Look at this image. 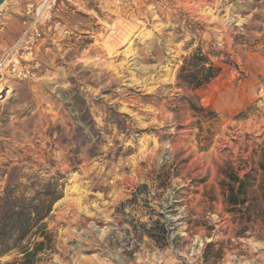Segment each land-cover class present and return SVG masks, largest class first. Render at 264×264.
<instances>
[{
    "label": "rangeland",
    "instance_id": "rangeland-1",
    "mask_svg": "<svg viewBox=\"0 0 264 264\" xmlns=\"http://www.w3.org/2000/svg\"><path fill=\"white\" fill-rule=\"evenodd\" d=\"M38 1L0 8V62ZM51 25L0 73V210L57 198L38 264H264V0H58ZM195 53L221 69L198 89Z\"/></svg>",
    "mask_w": 264,
    "mask_h": 264
},
{
    "label": "trees",
    "instance_id": "trees-1",
    "mask_svg": "<svg viewBox=\"0 0 264 264\" xmlns=\"http://www.w3.org/2000/svg\"><path fill=\"white\" fill-rule=\"evenodd\" d=\"M220 71L221 69L211 63L205 55L195 53L182 66L179 78L188 87L198 89L208 84ZM260 170L264 173L263 163L260 164ZM235 179L239 183V192H242L245 180L239 177ZM50 195L53 193L45 194L46 197ZM45 196H14L6 201L7 204L0 210V257L16 250L22 256L14 263L38 264L39 254L45 249V245L52 241V235L48 232L44 220L57 200L56 197L45 199ZM242 202L244 200L240 201ZM39 238L43 240H38ZM23 243L25 244L21 246Z\"/></svg>",
    "mask_w": 264,
    "mask_h": 264
},
{
    "label": "built area",
    "instance_id": "built-area-1",
    "mask_svg": "<svg viewBox=\"0 0 264 264\" xmlns=\"http://www.w3.org/2000/svg\"><path fill=\"white\" fill-rule=\"evenodd\" d=\"M58 0H42L39 3H29L24 9V14L28 18L27 27L24 30L20 40L12 48L6 58L0 62V73L3 71L13 72L14 74L21 72L24 66L21 64L19 52L29 51L30 55L33 47H35L41 38L42 29L52 28L53 11ZM55 28L61 25V22H55ZM20 57V58H19Z\"/></svg>",
    "mask_w": 264,
    "mask_h": 264
},
{
    "label": "crops",
    "instance_id": "crops-1",
    "mask_svg": "<svg viewBox=\"0 0 264 264\" xmlns=\"http://www.w3.org/2000/svg\"><path fill=\"white\" fill-rule=\"evenodd\" d=\"M42 0L38 1V2H35V3H39L41 2ZM23 16H24V13H23ZM27 23H28V18L26 16H24V23H23V30H22V33L24 32V30L26 29L27 27Z\"/></svg>",
    "mask_w": 264,
    "mask_h": 264
},
{
    "label": "water",
    "instance_id": "water-1",
    "mask_svg": "<svg viewBox=\"0 0 264 264\" xmlns=\"http://www.w3.org/2000/svg\"><path fill=\"white\" fill-rule=\"evenodd\" d=\"M6 0H0V7L1 5H3V3L5 2Z\"/></svg>",
    "mask_w": 264,
    "mask_h": 264
},
{
    "label": "bare ground",
    "instance_id": "bare-ground-1",
    "mask_svg": "<svg viewBox=\"0 0 264 264\" xmlns=\"http://www.w3.org/2000/svg\"><path fill=\"white\" fill-rule=\"evenodd\" d=\"M3 4H4V3H3ZM2 6H3V5H1V7H2ZM1 7H0V8H1Z\"/></svg>",
    "mask_w": 264,
    "mask_h": 264
}]
</instances>
